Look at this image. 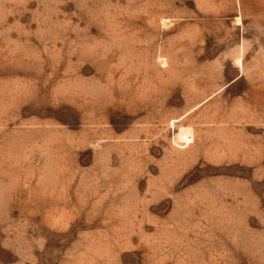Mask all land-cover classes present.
I'll return each mask as SVG.
<instances>
[{
	"label": "rangeland",
	"instance_id": "1",
	"mask_svg": "<svg viewBox=\"0 0 264 264\" xmlns=\"http://www.w3.org/2000/svg\"><path fill=\"white\" fill-rule=\"evenodd\" d=\"M0 264H264V0H0Z\"/></svg>",
	"mask_w": 264,
	"mask_h": 264
},
{
	"label": "bare ground",
	"instance_id": "2",
	"mask_svg": "<svg viewBox=\"0 0 264 264\" xmlns=\"http://www.w3.org/2000/svg\"><path fill=\"white\" fill-rule=\"evenodd\" d=\"M178 136L176 137L177 140H179L180 142H184L185 143H190L191 142V131L188 130L187 128H180L179 129V134H177Z\"/></svg>",
	"mask_w": 264,
	"mask_h": 264
}]
</instances>
